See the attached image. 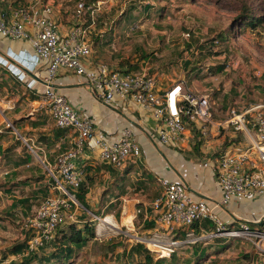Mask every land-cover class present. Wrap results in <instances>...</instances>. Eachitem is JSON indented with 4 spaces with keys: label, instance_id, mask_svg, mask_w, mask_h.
<instances>
[{
    "label": "built area",
    "instance_id": "2783aa9c",
    "mask_svg": "<svg viewBox=\"0 0 264 264\" xmlns=\"http://www.w3.org/2000/svg\"><path fill=\"white\" fill-rule=\"evenodd\" d=\"M101 4L99 1L91 8L89 15L92 19ZM85 8L83 1L77 3L75 15L78 19L83 17ZM51 13L50 5H44L39 14H30L27 8H19L15 12L19 21L14 23L4 22L0 14V33L9 37H26L24 22L31 23L34 30L32 44L42 68L35 69L30 75L23 69H9L3 58H0V65L8 67L26 88L38 92L40 106L51 116L57 128L76 133L74 147L56 155L54 163L47 168L53 182L51 193L22 221L23 229L31 233L26 248L9 258L0 259V264H11L13 260L38 250L50 242L58 227L77 221L75 210L81 205L68 189H76L82 182L83 169L76 161L85 149L96 150L101 162L118 169H123L141 155L131 129L123 128L117 139L109 141L96 134L92 123L68 105L65 96L51 84L61 68L84 75L91 94L104 104H113L117 96H129L139 106L149 108L157 122L155 133L149 134L154 145L181 148L199 142L200 147L207 146L213 136L228 128L233 129L227 147L214 151L209 159L221 191L220 199L214 205L186 195L179 181L158 179L161 193L150 205L157 226L168 235L181 233L183 239L164 240V235L157 230L151 232V238L142 242L155 258H169L179 243L205 238L242 237L263 251L264 227H251V224L260 222L238 219L227 224L216 215L214 208L225 205L232 198L264 195V103L241 112L231 108L227 118L215 121L210 96L192 91L184 82L173 83L161 93L156 89L154 75L119 71L102 62L90 65L92 48L87 35L94 21L88 27L78 25L61 35L54 28ZM38 83L42 84L40 90L36 88ZM91 216L100 219L96 214L91 213ZM203 220L212 222L214 228L196 234L193 224Z\"/></svg>",
    "mask_w": 264,
    "mask_h": 264
},
{
    "label": "rangeland",
    "instance_id": "374dc122",
    "mask_svg": "<svg viewBox=\"0 0 264 264\" xmlns=\"http://www.w3.org/2000/svg\"><path fill=\"white\" fill-rule=\"evenodd\" d=\"M53 1L54 4L61 3L65 14H73L79 1L91 4V0ZM145 3L151 4V17L138 13L134 24L125 22V13L129 6L133 5L138 9L140 4ZM243 4L252 7L257 14L264 12V0H105L102 1L101 10L95 14L93 28L90 29L91 32L87 37L94 50L92 54L96 55L94 58L100 63H108L123 70L129 67H122L121 63L137 64L138 72L154 75L156 80L165 85L181 81L194 92L208 94L214 118L222 121L231 108L241 112L258 103H264V19L254 28L239 31L236 24ZM162 7L164 11L159 12V8ZM86 9L88 12L91 10L85 8L83 18ZM95 35H98L100 39L96 45L93 43ZM215 38L219 41H215ZM9 130L12 134L5 133ZM17 130L19 126L15 130L9 125L0 132V189L2 190L7 188L5 186H8L6 185L8 181L21 182L27 175L26 167H19L22 164L17 161L18 152H22L23 145L26 144L21 142L22 139ZM9 135L11 137H8ZM13 136L21 141H16ZM30 147L34 150L27 147L30 154H33L42 166L40 165L37 170L34 165L29 172L42 171L43 173L39 175H42L49 184L51 180L47 162L37 154L35 147L33 148L32 145ZM28 156L31 155L28 154ZM129 165L134 166L139 175L131 171L125 181L120 179L121 176H115L107 192L110 191L114 198L126 193L127 197L136 196L143 202L147 201L149 207L151 201L161 193V191L158 192L161 187L156 184V180L147 177L144 170H141L139 162H131ZM140 177H143L141 180L144 183L138 188L137 180L140 179L135 178ZM10 188H13L12 194L16 196L26 192L21 184ZM49 190L52 191L51 186ZM106 190L102 193L105 194ZM156 190L158 194L155 193ZM11 199L16 198L8 197L2 191L0 248H5L2 250L7 252L1 254L0 259L11 257L12 247L19 244L23 238L21 235L24 230L23 216L18 214V216L8 217L1 214L11 204ZM114 202L117 204L112 210L118 213H114L115 218L111 220L116 228L111 227L109 222L102 221L106 210L101 204L100 219H94L96 239L77 250L78 255L75 256L73 264H136L129 257L122 255L123 246L127 250L136 242L144 244L143 240L150 239L151 233L145 230V223L135 210L138 216L133 225L122 224V214H119L122 210L121 200L117 199ZM36 207L35 204L34 209ZM75 213L76 216H80L82 207L79 206ZM155 227L164 235H162L164 240L177 236L168 235L163 229ZM258 228L262 229V227ZM221 239L228 244L225 251H218L219 253L211 255L201 264H253L252 259L248 261L243 258L245 253L250 254L253 251L258 256L256 260L254 256V264H264V250L256 248L248 240L242 237ZM200 241L177 245L175 249L180 264H183L190 256L195 248L193 246L199 245L209 251L210 248L220 246L215 238H205ZM108 244H114L117 247L112 249L107 247ZM8 252L12 255L8 256Z\"/></svg>",
    "mask_w": 264,
    "mask_h": 264
},
{
    "label": "crops",
    "instance_id": "0c3cea01",
    "mask_svg": "<svg viewBox=\"0 0 264 264\" xmlns=\"http://www.w3.org/2000/svg\"><path fill=\"white\" fill-rule=\"evenodd\" d=\"M52 1L0 0V14L4 22L14 23L19 21V17L15 15L16 10L19 8H27L30 14H39L44 5H50L52 6L51 18L54 28L61 35L66 34L69 29L78 25L88 27L94 21V18L92 19L87 13L84 18L78 19L75 15L76 8L73 14H65L61 8V3L54 4V1ZM4 10L7 12H4ZM86 11L88 10L86 9ZM91 28H93V25ZM24 29L27 33V36L24 38L9 37L0 33V58L7 61L9 69H23L32 75L35 69L42 68V62L38 61L35 56L32 44L34 30L28 20L24 22ZM94 56L96 57V55L92 54L90 58V65L100 63ZM8 67L0 65V132L9 125L15 130L19 126V130L17 131L22 141L13 137L16 141L26 142L23 145L22 152L18 150L17 161L22 164L19 167H26L27 175L24 176L26 177L25 182L21 183V187H25L24 189L26 190L22 195H13V191L11 190L13 188H10L9 185V187L5 186L7 188L4 190L0 189V195L3 191L8 197L16 198L10 200L11 204L1 214L8 217L20 214L23 216L22 220H24L36 209H34V201L42 198L45 192H50V183L48 184L43 176L39 175L43 173L42 171L29 172V169H32L34 165L37 169L41 164L33 154H30L31 152L27 147L32 151L34 150L30 145L33 148L35 147L37 154L43 157L49 166L54 163L56 155L74 147L76 133L70 129L57 128L51 116L40 106L38 92L26 88L24 82L19 81L9 72ZM41 75L43 76L44 73L42 72ZM51 84L58 92L65 96L68 105L73 110L82 114L83 117L92 123L96 134L102 135L111 141L117 139L123 128L128 127L132 130L135 139L139 143L141 155L139 158L128 162L124 167L125 169L114 167L117 176H123L122 172L124 170L127 172V177H129L131 171L139 175L138 170L134 166L129 165L131 162H139L142 167L141 170H144L147 175L150 174L156 180V184L159 187L158 179L165 178L179 181L186 195L194 199H203L210 206L220 199L221 191L216 182L209 159L214 155V151H222L227 147L229 139L234 133L232 128L223 130L218 136H213L207 146L200 147L199 144L201 157L193 158L192 146L194 144H187L181 148L154 145L149 139V134L155 133L157 122L152 111L149 108L139 106L133 98L129 96H117L113 104H104L91 94L84 75L75 74L66 68H61L58 71ZM169 86L157 80L156 89L158 92H164ZM36 88L40 90L42 84L38 83ZM213 119L218 121L214 118V115ZM5 133L12 134V131L9 130ZM8 137H11V135ZM226 142L227 144H225ZM28 154L31 156H28ZM76 162L79 166L85 167V170L89 168L90 173L93 174L94 178L89 182V192L86 194V201L91 207L96 206L98 203L104 205V210H106L104 218H115L114 213L116 211L114 212L107 205L120 199L122 210L119 214H122L123 224L128 226V224L123 222V219L130 218L131 225H133L136 216H138L134 210H139V215H141L145 227L148 223L152 224V226L146 227L145 230L148 233L157 230L155 227L157 226L155 213L151 210L150 206H147V201L143 202V200H139L136 196L127 197V193L118 196V198L111 196L110 191L105 194L102 193L105 189H110L109 184H111L115 176L110 172L108 168L109 164L99 160L96 150L85 149L78 156ZM130 167H132V170H130ZM142 178L135 179L141 180ZM13 182L8 181L7 183ZM46 185H48V189H43ZM132 188L134 189V187ZM38 190L39 192H37ZM160 191L158 190V192ZM158 192L157 190L155 191L157 194ZM23 198H29V203L34 202L32 207L26 208L25 206H21L19 201ZM214 211L227 224L238 219L249 222H260L264 219V195L256 196L255 198H232L225 205L215 207ZM88 213L91 215L92 212L88 211ZM207 226L213 227L212 222L203 220L198 223L197 230L199 233L207 232L209 231ZM21 235L23 241L25 230L22 231ZM2 249L5 248H0V255L5 252ZM7 254L8 256L12 255L11 252ZM250 254H254L253 260L254 256L256 257L255 260L258 258L254 251L250 252Z\"/></svg>",
    "mask_w": 264,
    "mask_h": 264
},
{
    "label": "trees",
    "instance_id": "16d2710c",
    "mask_svg": "<svg viewBox=\"0 0 264 264\" xmlns=\"http://www.w3.org/2000/svg\"><path fill=\"white\" fill-rule=\"evenodd\" d=\"M99 1L102 2L105 0H91V4H88L84 1L83 2L86 8L91 9ZM190 1H195V0H190ZM150 7H151V4H148V3L140 4L138 6V9L137 7L135 8V6L133 5L129 6L128 8L129 10L127 9V12L125 13L126 14L124 18L125 22L127 23L131 22L134 24L135 23L134 21H136L135 18H137L138 13H142L143 15L151 17ZM100 10H101V7L99 10L95 12V14L98 13V11ZM163 11H164L163 7L159 8V12H163ZM4 12H7V11L4 10ZM89 12L86 11L88 16H89ZM94 18H95V15H94ZM263 19H264V12H262L261 14H257L252 9V7H249L246 4H243L240 9L238 23L236 24V27L238 28L239 31H243L246 28H254L256 25H259L261 22H263ZM224 37H226L225 34H224ZM99 41L100 39L98 38V35H95V37L93 38L94 45L99 43ZM215 41H219V39L215 38ZM120 66L129 67V68L125 70L117 68L119 71L138 72L137 64L125 65L121 63ZM225 144H227V142ZM192 147H193L192 157L193 158L201 157L200 156L201 154L199 152V142L194 144ZM108 168L110 169V172L114 176L117 177L116 175L117 172L114 169V166L109 164ZM82 169H83L82 182L79 184V186L76 189H68L70 193L74 195V197L76 198V200L82 207V214L80 216H77L76 218L77 221L69 222V223H65L61 225L60 227L56 229V232L54 233L53 238L50 240L48 244H45L44 246L40 247L36 251H32L26 255H23L17 260H13L11 264H73L75 256L78 255L77 250L85 246L88 242L96 239V221L91 217V215H89L88 211H91L97 216H101L100 214L101 204L98 203L95 207H91L87 203L86 194L89 192V182L94 178V176L92 173H90L89 168L88 169L86 168L85 170V167H82ZM126 174H127L126 171H125V174L123 172V176H121L120 179H123L125 181L127 179ZM147 177L154 179L153 177L150 176V174H148ZM50 180H51L50 181L51 184H49V186H52V183H53L52 179L50 178ZM137 181L139 183L138 188H140V185H143L144 181L143 180H137ZM23 182H25V180H22L21 182H15L16 184L8 183L6 185H9L10 187H14L15 185H20ZM44 188L48 189V185L43 187V189ZM107 191L108 190H106L105 193H107ZM37 192H39V190ZM50 193L51 192L49 193L45 192L42 198L34 201L35 204L38 206L41 200L45 196H47V194H50ZM120 194H123V192H120ZM116 198H118V196ZM29 200H30L29 198H23L19 201V203L21 206L30 208L32 207L34 202L29 203ZM116 204H117L116 202H113L107 205V207L114 209ZM116 214H117V211H116ZM198 223L199 222H195L193 224V228L196 234H200L199 231L197 230ZM150 226H152L151 223L146 224V227H150ZM251 227L252 228L264 227V219L258 224H251ZM207 228L209 229V231H211L213 230L214 227L207 226ZM30 237H31V233L25 230V237L23 241H21L17 245H14L11 249V252L13 253V255L20 253L22 249L26 248L27 241L29 240ZM176 239H183V235H181V233L177 234ZM215 239L216 241L220 243V246L216 248H212V249L210 248L211 252L207 248H203L199 245L193 246L195 248L190 253V256L186 258L183 264H201L202 262H205L208 257H210L213 254H216L218 251L219 252L225 251L228 244H226L224 240H221V238H215ZM107 247L115 249L117 245L108 244ZM122 255L129 257L136 264H180L179 259L177 258L176 249L172 252L169 258H155V254L150 252L146 248V246L140 242H136L132 244L128 250H126V247L123 246ZM243 258H246V260L248 261L252 259V263L254 264L253 255L245 253L243 255Z\"/></svg>",
    "mask_w": 264,
    "mask_h": 264
},
{
    "label": "bare ground",
    "instance_id": "6f19581e",
    "mask_svg": "<svg viewBox=\"0 0 264 264\" xmlns=\"http://www.w3.org/2000/svg\"><path fill=\"white\" fill-rule=\"evenodd\" d=\"M102 221H103V222H109L110 225H111V227L116 228V225L114 224V222L111 220L110 217H106V218L102 219ZM102 221H101V223H102ZM123 222L126 223V224H128V226H131L130 218H124V219H123ZM122 224H123V223H122ZM101 227H102V226H101ZM99 231H100V230H99ZM100 233H101V231H100Z\"/></svg>",
    "mask_w": 264,
    "mask_h": 264
}]
</instances>
